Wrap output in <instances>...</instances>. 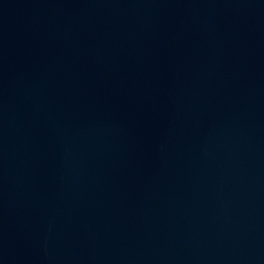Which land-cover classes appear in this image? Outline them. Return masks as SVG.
I'll return each mask as SVG.
<instances>
[{
  "label": "water",
  "instance_id": "1",
  "mask_svg": "<svg viewBox=\"0 0 264 264\" xmlns=\"http://www.w3.org/2000/svg\"><path fill=\"white\" fill-rule=\"evenodd\" d=\"M0 264H264V0H0Z\"/></svg>",
  "mask_w": 264,
  "mask_h": 264
}]
</instances>
